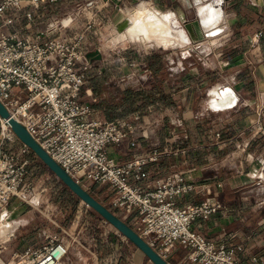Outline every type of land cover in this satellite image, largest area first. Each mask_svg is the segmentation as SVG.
Segmentation results:
<instances>
[{
  "label": "crops",
  "instance_id": "1",
  "mask_svg": "<svg viewBox=\"0 0 264 264\" xmlns=\"http://www.w3.org/2000/svg\"><path fill=\"white\" fill-rule=\"evenodd\" d=\"M82 1L89 0H60L58 4ZM109 1H102L101 6L106 9ZM118 1H138L140 6L148 7L147 3L151 9L173 13L176 27L180 24L184 30L193 24L190 15L194 11L201 17L200 6L215 4L220 9L224 21L216 40H206L203 35L194 43H182L184 47L173 43L151 52H124L127 63L118 71L112 67L108 73L103 69L97 74L87 71L82 90L87 99L81 93L79 100L91 107L92 120H126L141 127L120 144L107 147L112 158L120 163L143 158L157 144L169 154H162L145 170L158 179L181 174L195 187L188 195L174 198L178 206L205 201L222 204L209 218L197 219L192 225L194 232L234 249L236 259L242 262L264 261V133L258 132L264 119L258 122L253 108L264 104V0ZM13 29L4 31L13 33ZM26 37L35 40V36ZM215 88L222 94L218 99L222 103L212 107ZM227 91L230 99L224 96ZM27 158V181L34 185L30 177L33 172L40 173L43 179L39 178L37 187L41 191L34 193V188L32 204L19 198L10 201L9 226L0 229V242L11 237L6 258L44 247L57 237L68 247L64 264H153L76 197L35 154L30 152ZM130 181L135 183L132 177ZM82 186L134 230L139 228L137 211L125 214L112 207L115 190L110 185L85 181ZM65 188L70 192L68 207L72 211L68 217L61 191ZM186 256L187 251L177 244L166 260L184 264Z\"/></svg>",
  "mask_w": 264,
  "mask_h": 264
},
{
  "label": "built area",
  "instance_id": "2",
  "mask_svg": "<svg viewBox=\"0 0 264 264\" xmlns=\"http://www.w3.org/2000/svg\"><path fill=\"white\" fill-rule=\"evenodd\" d=\"M59 1L0 2V101L11 118L22 124L75 181L81 185L85 181L110 185L115 190L112 207L125 214L138 212L140 226L136 232L162 258L167 259L179 244L187 251L184 264H248L236 259L234 249L216 245L192 230L197 219H207L220 211V202L205 201L182 208L174 198L188 195L195 187L181 174L158 179L145 170L168 151H161L155 144L149 155L125 163L107 153L109 145L120 144L141 127L126 120L102 122L90 118L91 107L79 100L91 68L87 59L90 50L83 47L85 34L70 27L72 18L50 24L37 40L4 31L20 24L16 16L19 12ZM102 1L89 0L85 8H99L98 2ZM26 19L28 27L32 14L28 13ZM253 108L261 122L264 104ZM258 132L264 133L261 124ZM30 152L13 132L9 119L0 116V229L9 226L7 208L12 198L32 204L36 197L27 181ZM10 239L8 236L0 242V264H64L68 254V247L54 237L44 247L6 258ZM254 264L264 261L254 259Z\"/></svg>",
  "mask_w": 264,
  "mask_h": 264
},
{
  "label": "rangeland",
  "instance_id": "3",
  "mask_svg": "<svg viewBox=\"0 0 264 264\" xmlns=\"http://www.w3.org/2000/svg\"><path fill=\"white\" fill-rule=\"evenodd\" d=\"M216 2V0L214 1ZM213 2V4H214ZM142 2H131V3H124L118 0L109 1L108 7L106 9H101V4L98 2L99 8H92L88 9L85 8L87 1L79 2V3H65V4H45L44 10L41 8H28L24 11L19 12L16 14L17 18L20 21V24L14 27L13 32H20L18 35L20 38H23L28 35L35 36L37 40V35L45 32L50 24H55L56 22H61L65 20L73 19L70 27H73L76 31L82 32L86 36V41L83 44V47L91 51L100 50L103 54L102 61H92V63H96L99 66L95 65L88 71L92 73H98L100 69L105 70L108 73V67H112L114 71H118L120 68L126 65V59H124V52H130L131 54L134 53H144L145 51H153L158 49H164L169 47V45H157L153 40L145 39L143 36L132 39L130 36H121L125 33V30L128 29L131 25H133L134 16L136 12L140 10L147 9L148 11H157L151 9L152 5L146 4L148 7L140 6ZM215 5V4H214ZM206 5H202L204 7ZM217 6V5H216ZM220 7V6H219ZM199 8V10H200ZM160 12V11H158ZM31 13L33 17V21L29 23L30 25L26 27L28 21L26 23L27 14ZM166 13V12H161ZM203 16L199 17V14L194 11L190 15V23H193L189 29H183L180 24H177L178 29L176 27V20L175 15L172 13V19L170 23V29L173 30L175 35L178 36L177 39V46L184 47L182 43H194V40L197 38L200 39L205 37L206 40H216L218 37L210 36V32L202 24ZM205 20V19H204ZM224 21V17L221 14V20L216 26L218 31H220L223 27L222 22ZM58 25V24H57ZM89 25H91V29L88 30ZM164 47V48H163ZM180 49V48H179ZM90 73V72H88ZM216 89V88H215ZM214 90V89H213ZM213 93V91H212ZM87 94H83L82 96L87 99ZM215 99L218 95L213 94ZM33 154V152L31 151ZM38 176V179L36 178ZM32 181H34V185H32L35 189L34 193H39L41 188L37 186L40 185L39 178L42 176L37 175L33 172V176L30 177ZM43 179V178H42ZM45 179V178H44ZM46 181V180H45ZM31 183V182H30ZM64 195L65 201V216L68 217L72 215L71 209H69V190L65 188V190H61ZM44 194V193H42Z\"/></svg>",
  "mask_w": 264,
  "mask_h": 264
},
{
  "label": "water",
  "instance_id": "4",
  "mask_svg": "<svg viewBox=\"0 0 264 264\" xmlns=\"http://www.w3.org/2000/svg\"><path fill=\"white\" fill-rule=\"evenodd\" d=\"M87 59L92 61H101L103 54L100 50L91 51L87 54ZM0 116L9 119V123L16 136L26 144L55 176L81 201L93 209L110 225L124 235L131 243L138 247L153 264H170L162 258L155 249H153L144 239H142L136 230L123 221L110 208L100 203L92 196L80 183L75 181L28 133L26 128L17 120L11 118L8 110L0 101Z\"/></svg>",
  "mask_w": 264,
  "mask_h": 264
},
{
  "label": "bare ground",
  "instance_id": "5",
  "mask_svg": "<svg viewBox=\"0 0 264 264\" xmlns=\"http://www.w3.org/2000/svg\"><path fill=\"white\" fill-rule=\"evenodd\" d=\"M199 11L200 15L203 16L202 24L208 29L210 36L217 35L219 31L216 26L221 20L220 9L209 4L201 7ZM133 19V25L126 29L121 36H130L132 39L143 36L145 39L153 40L157 45H170L177 42L178 36L170 29L172 13H161L145 9L144 12L143 10L136 12ZM228 93L229 91L224 92V96L230 99ZM213 94L218 96L211 102V106H219L222 102L218 99H221L222 94L217 88L213 90Z\"/></svg>",
  "mask_w": 264,
  "mask_h": 264
},
{
  "label": "trees",
  "instance_id": "6",
  "mask_svg": "<svg viewBox=\"0 0 264 264\" xmlns=\"http://www.w3.org/2000/svg\"><path fill=\"white\" fill-rule=\"evenodd\" d=\"M91 194V193H90ZM93 196V194H91Z\"/></svg>",
  "mask_w": 264,
  "mask_h": 264
}]
</instances>
